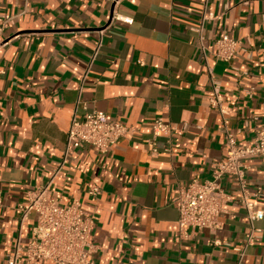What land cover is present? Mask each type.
I'll use <instances>...</instances> for the list:
<instances>
[{"label": "crops", "instance_id": "obj_1", "mask_svg": "<svg viewBox=\"0 0 264 264\" xmlns=\"http://www.w3.org/2000/svg\"><path fill=\"white\" fill-rule=\"evenodd\" d=\"M205 5L219 17L206 25V47L227 34L245 49L230 64L211 62L229 128L246 144L264 127V0H0V17L16 16L0 50V264L33 237L37 217L23 221L18 206L50 183L62 205L78 200L93 217L97 264L239 263L250 226L236 199L216 236L179 237V189L211 179L227 155L194 31ZM78 105L80 116L104 112L133 133L104 153L68 148ZM159 118L180 132L153 153ZM249 163L253 192L264 188V161ZM222 186L238 197L230 177ZM256 227L241 264H264V219Z\"/></svg>", "mask_w": 264, "mask_h": 264}, {"label": "built area", "instance_id": "obj_2", "mask_svg": "<svg viewBox=\"0 0 264 264\" xmlns=\"http://www.w3.org/2000/svg\"><path fill=\"white\" fill-rule=\"evenodd\" d=\"M218 18L205 5L200 24L194 31L199 35L200 62L209 78L208 102L219 114L227 155L225 159L212 165L211 179L205 181L194 179L187 187L179 189L175 201L179 213V237L188 239L204 229L210 230L216 236L223 228L221 214L226 212V205L236 199L245 211L250 226L244 245L235 248L239 257L238 264H241L247 248L255 245L260 238V230L256 224L264 219V204L259 202L264 197V188L259 186L252 192L247 178L251 168L249 162L256 159L264 161V127L246 144H241L238 140L237 135L242 132L241 130L235 134L229 128V112L225 108L222 83L211 59L230 64L245 49L241 41L227 34L215 38L213 50L206 47L204 35L206 25ZM15 19L16 16L12 15L0 17V50L7 45L3 35ZM123 21L129 24L132 22L129 19ZM79 108L80 105L76 106L72 116L68 148L92 147L104 153L119 140L133 133L132 128L104 112L93 111L80 116ZM175 131L180 132L177 126L162 118L157 119L152 126L153 153L158 152V140ZM225 177H230L235 184L238 197L235 198L223 188L222 181ZM50 184L27 192L25 201L18 206L23 221L31 214H35L37 223L29 243L24 247L18 245L5 264H97L96 249L91 242L95 223L93 217L86 214L78 200L67 206L62 205L52 196ZM89 194L97 197L101 194V189L94 186L89 190ZM220 244L218 239L214 241V245Z\"/></svg>", "mask_w": 264, "mask_h": 264}]
</instances>
